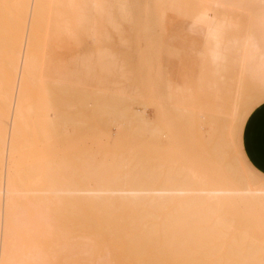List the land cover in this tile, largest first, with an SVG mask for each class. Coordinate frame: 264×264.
I'll list each match as a JSON object with an SVG mask.
<instances>
[{"label": "bare ground", "instance_id": "bare-ground-1", "mask_svg": "<svg viewBox=\"0 0 264 264\" xmlns=\"http://www.w3.org/2000/svg\"><path fill=\"white\" fill-rule=\"evenodd\" d=\"M143 2L0 0V264H264V179L231 141L237 124L221 140L224 120L234 123L264 95V0ZM195 12L223 17L240 35L243 56L231 81L236 100L251 96L246 106L195 108L192 92L158 61L146 86L140 68H130L131 38L155 41L158 50L167 29ZM84 41L89 47L69 60L52 54ZM140 47L150 59L152 46ZM245 83L260 91L242 93ZM145 98L156 106L154 122ZM174 115L188 125L187 140L188 132L221 141L205 140V153L218 149L215 160L236 149L220 174L210 173L217 168L206 156L190 162L173 150ZM197 118L223 133L203 139Z\"/></svg>", "mask_w": 264, "mask_h": 264}, {"label": "rangeland", "instance_id": "rangeland-1", "mask_svg": "<svg viewBox=\"0 0 264 264\" xmlns=\"http://www.w3.org/2000/svg\"><path fill=\"white\" fill-rule=\"evenodd\" d=\"M143 1H145V0H139V2H140L139 3V6L140 5H144V2ZM142 7H144V6H142ZM156 31L159 32V29L156 28ZM166 35H167V37H165V36L163 37L162 42H161L160 49H158V50H157V47H158L159 43H157L155 41H153V42L152 41H149V40L147 41V39H145L144 37H141V38H138L137 39L138 40V42H137V41L134 40L135 37L131 38V40H132L131 44H132V46H134V48L135 47L136 48L135 49H132L131 48L124 55L127 58V61H128L129 65H130V68L132 70L134 69L135 71H137L140 68L141 72L140 73H137V78L141 77V79H142V81L140 82V85L141 86H146L147 83H148L147 82L148 81L147 78L148 77H153L154 76V73L157 72V66H156L157 61H158V65L160 67H163L164 68V65L166 64L167 57H169L170 59H172L171 63L173 65V71H174V73L176 75V78L177 79H180L181 81H183L186 84V86H188L192 90V93H190V94L187 95L189 97V100H188L189 106H193L195 108H197V107H205L206 110H216L215 109L216 108L215 104H219V105H221V112H223V113L230 112V110L232 108V105L234 106V104H235V103L233 104V101L236 100L235 95H234V82L231 81V80H234V78L236 76L235 75V73H236V68H235V61H236L235 60V57H236V55H235V53L233 51H231V53L228 55V59L229 60H228V63L226 64V66L225 67H220L221 69L224 68L223 70H221L222 73H219L218 75H216L215 72H214V70H212L211 67L204 69L202 67L203 65L201 66V64H200V63H202V61H200L202 59L197 58L198 56H196L194 53H192V54L185 53V52H183L180 49V46L182 44H186L187 43V41H186L187 38H185L183 35H178V37H176V40L175 41L169 42L168 37L170 36V33H167ZM175 36H177V33L175 34ZM233 36H234L233 33L231 31H229V30H227V31H225L223 33V37L226 38V39H232V38H234ZM188 40L190 42L195 43L196 48H201L203 51H205V48H206L207 44L204 45L205 47L204 46L201 47L202 42L200 40V37L199 38L195 37L194 39L193 38L192 39H189L188 38ZM144 45L145 46H148V47H149V45H151L152 46V49H154L153 50L152 57H150V59H148V58H141L140 57V52H139V50H137V47H139V46L142 47ZM114 46H117V45L115 44ZM228 46L231 47V48H233V49H235L233 47L235 45L232 44V43H229ZM68 47H70V46H68ZM68 47L66 49L67 51L64 52V54H62V55L58 54L54 50V52L52 53L53 56L56 57V58L58 57V58H61V59H64V60H69L71 57H73L75 55H78L79 53L84 52L87 49V47H89V44L86 41H84V42H82L78 46H73L72 45V47L70 48L71 51H70V49L68 50ZM144 49L147 50V51H145ZM142 51H143V54L144 55H147L146 52H148V48H144L143 47L142 48ZM220 74H222L224 76L223 79H220V77H219ZM200 78L203 79L204 82H202V84H201V86L199 88L198 81H199ZM252 85H253L252 83L251 84L245 83L243 85V88H241L242 93H244V94L250 93L249 95H251V93L254 91ZM216 89L219 90L218 91L219 92V99H216L215 100L213 98V94H214V91ZM255 89H256V91H254V92H256V93L253 92L254 96H255V94H257L260 91L256 87H255ZM145 94H147V93H145ZM260 96H258L257 99L252 100L251 101L252 103H250L249 106L247 104H249V102L251 100V96L250 97L247 96V98L249 97L250 100H249V102H247V99H246V103L244 101L245 100L244 99L245 97H242L243 98V101L242 100H239L237 98V100H236L237 102L239 101L240 103L241 102L242 103H245V106L247 105V107H245L244 104L243 105L241 104L242 107L244 106L246 108L245 110L242 109L241 106H239V107H241L240 110L241 111L244 110V111H242V115L240 116V118L238 120H236V121H238V123L236 121L233 123L232 121L230 122V120H224L223 119L224 121H226L223 124V120L220 119L222 122H219L220 121V120L218 121L219 118L217 119V121L219 122L218 124H220V126L222 124L223 125H226L227 124L226 125L227 127L225 126V133H226V135L223 133V131H224V127L223 126H221L223 128V129L221 128L222 131L219 128L221 132H219L217 126H216L217 130H216V128L213 126V125H215L217 123V122L215 123V121H212V123H214V124H210L211 129L214 128L215 130L214 129L212 131L211 130H207V127H209V126H206V123L208 121H210V118L209 117H207V122L206 123L203 122L205 120V118L203 119V121L200 120V118H197V120H196L197 123L194 122V124H195V127L197 125V128L199 129V131H201L203 133V134H201V137L203 139H204V137L208 133L213 134V131H214L215 134H218V133L221 134V133H223V135L221 134V136H222L221 140H223V137L224 136H226V138L228 137L227 133L229 131L231 132V130H232V128L230 129V125L233 127L234 125L237 124V127H236L237 130L235 129L236 130V136H233L234 133L233 134L230 133L236 139V141L235 140H231V141H232V143L236 142L235 143L236 146H234V147L237 148V152L239 154V157L243 161V163L245 164V166L255 175V177H258V179L263 180L264 179V175L261 174V173H259L257 170H255L250 165V163L248 162L247 158L245 157V154H244L243 149H242V143H241V135H242V130H243V126H244V123L246 121V118L252 112L253 109H255L257 106H259L261 103L264 102V95L262 96L260 94ZM145 99L146 100H145L144 103H145L146 108L144 109V111H145L146 117L148 116L147 118L150 121H151V119L153 121L154 118L156 120V118L158 117L157 116L158 115V112L156 113V106H154L155 104L154 103H153L154 105L151 104L152 101L150 102V100L148 98H145ZM138 107H140V105H138ZM170 119H171L170 124L171 125L173 124L174 127L175 126L177 127V129H176V127L174 128L172 126L173 127V130H172L173 133H170L173 136V139H174L173 150L175 152H179L180 154L182 152V155L183 156L185 155V157L188 158L190 162H192V161L195 162L196 159L198 160L199 158H202V157H205L206 156L204 159H206L209 162H211V160H212V162H213L212 165H214V167L217 168V170H214L212 172L210 171V173L211 174H215V175L220 174V172H222V170H223V167L225 166L224 164L227 162V161L226 162H224V161L225 160H228V158L230 157V154L232 155V153H233L232 151L234 149L231 150V153H230V149L229 148H223L226 151V153L228 152V149H229V152H228V155L229 156L228 157L225 156L224 157L225 160H223L224 158L222 159L223 161L221 160V158L220 159L218 158V159L215 160L214 159V156L217 158L216 155H217V150L218 149H216V151H215L216 152V155L215 154L214 155H210L211 154L210 153L211 152L210 150L213 151L214 147L212 149H209V150L207 148L206 149V153H205V149L204 148H206L207 144L209 145L212 142L216 143V145L217 144H220L221 141L219 139H217L218 141H216V140H213L212 141V139H210V137L212 138L213 135H209L210 137L208 136L207 139L208 140L210 139L211 142H207V144L205 145V140H206V137L207 136L205 137V139L203 141L200 138H198L197 141H195L196 138L195 137L194 138L193 137H190L188 135V132H187V135L186 136L190 139V140H187L186 137H184V135L186 134L185 131L188 129V127H187L188 125L186 124L187 125L186 126L185 124L182 123L181 120L179 121L178 120V117L176 118V115H174ZM194 119H196V118H194ZM172 122H175V123H172ZM200 123H202V125H199ZM184 125L186 126L187 129L186 128H183ZM198 126L199 127L201 126V127L199 128ZM110 130H111V134H113L112 132L115 133V130H114V128H113L112 125H110ZM233 130H234V127H233ZM206 132H208V133H206ZM173 134H176V135H173ZM73 136H74V134H73ZM177 136H179L180 138L178 139ZM215 136H217V135H215ZM232 136L230 135L231 139H233ZM175 137L177 138V141H176ZM191 138L194 139V140H192ZM198 140H199V142H198ZM208 140H206V141H208ZM224 140L226 141L227 139H224ZM70 142H73V141H68V144ZM161 142L163 143V146L168 143V141H166V139H164V138H161ZM177 142H178V144H176ZM196 142L198 143V145L199 144L200 145H203L204 144V145L202 147L199 146V149H197L198 148L197 147L198 145H196L197 144ZM179 145H181L182 147L179 146ZM190 145H193L192 146L193 149H190V151H185L188 146H189L188 147V150H189V148H191ZM216 145H215V147H217ZM177 146H179V147H177ZM211 146H209V147H211ZM221 146H222V144H221ZM221 146H219V148ZM200 147L203 148L204 153L206 155H204V154L202 155L203 152L201 151L202 149H200ZM177 148H179V149H177ZM184 148H186V149L184 150ZM68 149L70 150V145H65L64 148H63V151L64 152H68L67 151ZM193 150H196V151H193ZM197 150H198V152H197ZM235 150H234V154H235ZM186 152H188V154H186ZM195 152H197V153H195ZM212 153H214V151ZM207 155H208V157H207ZM211 156H213V157H211ZM235 156H236V154H235ZM218 157H219V155H218ZM232 157H234V156H232ZM230 159H231V157H230ZM230 159L228 160V162L231 161ZM215 163H218V164L215 165ZM263 221H264V219H262L260 221V223H262ZM260 229H264V228H260Z\"/></svg>", "mask_w": 264, "mask_h": 264}, {"label": "crops", "instance_id": "crops-1", "mask_svg": "<svg viewBox=\"0 0 264 264\" xmlns=\"http://www.w3.org/2000/svg\"><path fill=\"white\" fill-rule=\"evenodd\" d=\"M227 30L233 33L234 38L226 39L223 37V33ZM167 33H170V36L168 37L169 42L175 41L176 37L181 34L187 38V43L182 44L180 49L185 53H194L198 56L197 58L202 59L200 60L202 61V63H200L201 66L203 65L202 67L204 69L211 67L216 75L222 73L221 70L224 68L221 69L220 67L226 66L229 60L228 55L231 51H233L236 55L235 68L237 73L243 56L242 41L236 29L229 22H227L226 19L224 20L223 17L208 12L191 13L176 20L167 29L164 35L165 37H167ZM176 33L177 36H175ZM195 37H200L202 42L201 47L207 44L205 51L201 48H196L195 43L188 40V38L194 39ZM229 43L234 44L235 46L233 47L235 49L229 47ZM171 61L172 59L167 57L166 64L164 65V70L167 75L176 85L192 92V90L186 86L183 81L176 78ZM219 77L220 79H223L224 76L220 74ZM202 82L204 81L200 78L198 81L199 88ZM241 143L245 157L250 165L259 173L264 175V102L253 109L246 118L242 130Z\"/></svg>", "mask_w": 264, "mask_h": 264}]
</instances>
